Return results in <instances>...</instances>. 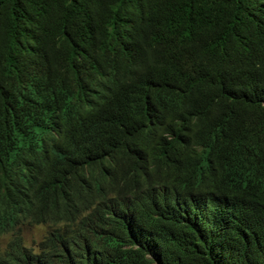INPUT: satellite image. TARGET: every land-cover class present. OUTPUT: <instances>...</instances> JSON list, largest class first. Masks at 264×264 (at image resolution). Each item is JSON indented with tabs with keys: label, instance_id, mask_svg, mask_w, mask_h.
Listing matches in <instances>:
<instances>
[{
	"label": "trees",
	"instance_id": "trees-1",
	"mask_svg": "<svg viewBox=\"0 0 264 264\" xmlns=\"http://www.w3.org/2000/svg\"><path fill=\"white\" fill-rule=\"evenodd\" d=\"M0 264H264V0H0Z\"/></svg>",
	"mask_w": 264,
	"mask_h": 264
},
{
	"label": "rangeland",
	"instance_id": "rangeland-1",
	"mask_svg": "<svg viewBox=\"0 0 264 264\" xmlns=\"http://www.w3.org/2000/svg\"><path fill=\"white\" fill-rule=\"evenodd\" d=\"M44 233V229L42 228H35L25 231L24 239L27 245H32L34 241H39L42 238Z\"/></svg>",
	"mask_w": 264,
	"mask_h": 264
}]
</instances>
